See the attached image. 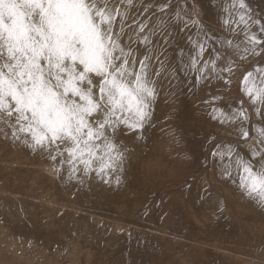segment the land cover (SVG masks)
Listing matches in <instances>:
<instances>
[{
  "label": "rangeland",
  "instance_id": "obj_1",
  "mask_svg": "<svg viewBox=\"0 0 264 264\" xmlns=\"http://www.w3.org/2000/svg\"><path fill=\"white\" fill-rule=\"evenodd\" d=\"M225 2L231 0H187L186 10L200 12L205 30L235 46L244 38L220 22ZM111 3L127 12L124 43L142 56L149 48L135 42L133 21L152 16L155 22L164 15L161 4L174 15L185 0ZM245 3L253 19L264 21V0ZM145 6L147 16L141 15ZM251 30L259 31L255 25ZM195 31L176 36L171 45L159 34L152 37L151 47L164 49L160 59L167 71L158 78L146 138L133 145L121 137L132 154L119 184L115 176L110 184L94 177L85 184L69 181L45 155L0 134V264H264V208L242 194L235 173L224 178L210 155L215 144H231L242 154L254 146L264 121L242 94L241 81L247 71L264 67V54L232 55L230 73L196 85L195 74L176 63L178 48L188 52L187 36ZM239 51L243 55L242 44ZM241 103L247 122L212 119L213 108L229 114ZM240 127L249 130L246 141L237 134Z\"/></svg>",
  "mask_w": 264,
  "mask_h": 264
},
{
  "label": "snow or ice",
  "instance_id": "obj_2",
  "mask_svg": "<svg viewBox=\"0 0 264 264\" xmlns=\"http://www.w3.org/2000/svg\"><path fill=\"white\" fill-rule=\"evenodd\" d=\"M168 7L161 4L158 10L164 15L153 22L145 6L141 15L147 18L133 21L135 42L149 48L141 56L124 43L128 14L111 0H0V134L45 155L54 172L65 171L69 181L85 184L94 177L110 184L115 176L119 184L132 154L121 137L127 135L133 145L146 138L158 78L167 71L166 60L160 59L164 49L158 53L151 47L153 36L159 34L171 45L176 36L196 29L187 36L189 51L178 48L176 60L180 71L195 74L196 85L230 73L232 55L264 54L259 47L264 45L259 38L264 21L252 18L245 0L225 2L222 8L225 29L243 35L235 46L205 30L201 13L186 10L187 0L174 15L165 12ZM254 25L258 32L251 30ZM177 26L178 32L168 30ZM241 92L264 121V67L244 74ZM212 112V119L221 122L249 118L242 103L229 114ZM237 134L249 138L245 127ZM210 155L224 178L235 173L233 182L242 194L264 208V127L246 154L231 144H215Z\"/></svg>",
  "mask_w": 264,
  "mask_h": 264
}]
</instances>
